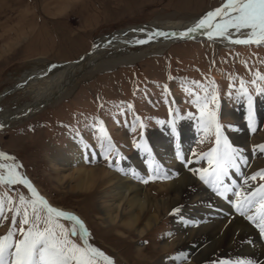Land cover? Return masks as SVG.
<instances>
[{
	"label": "rangeland",
	"instance_id": "374dc122",
	"mask_svg": "<svg viewBox=\"0 0 264 264\" xmlns=\"http://www.w3.org/2000/svg\"><path fill=\"white\" fill-rule=\"evenodd\" d=\"M223 1L0 0V91L13 86L25 73L49 67L48 63L65 65L76 60L101 36L144 24L159 27L166 21L187 22ZM208 32L205 30L201 39L180 40L161 48H106L97 60L103 58L104 63L118 58L123 63L104 71L93 64L97 60L77 67L51 89L62 88L56 99L0 128V153L5 154L0 156V164L15 167L51 206L74 212L86 233L76 225L77 235H71L74 222L59 218L69 230V239L81 247L87 241L112 264L168 263L177 250L174 224L181 222L176 218L185 203L161 210L159 221L145 236L135 231L121 234L104 221L96 194L92 197L68 191L65 180L58 179L63 172L56 169L61 167L53 164L50 153L53 148L66 150L74 138L85 156H95L89 152L99 151V157L86 160V169L111 168L114 161L123 164L137 151L146 153L145 148L161 133L167 137L176 132L180 137L175 141L181 138L186 144L185 138L194 128L198 133L189 139L185 157L189 167L184 170L199 180L212 172L206 154L217 147V126L222 143L227 140L238 160L240 155L260 150L264 146V42L228 46L217 36L209 38ZM241 32L234 29L229 33ZM31 96L33 92L21 90L6 95L0 100V116L30 102ZM250 158L254 175L264 171V152L253 153ZM0 173L7 174V168ZM175 177L154 170L131 182L142 184L153 194L159 190L158 184H164L160 196H165L168 191H177L166 185ZM255 182L260 186L264 179L257 175ZM21 196L25 203L20 202ZM33 200L22 183L0 184L4 209L0 237L13 232V245L23 238L20 229L31 227ZM37 207L43 213V207ZM25 210L29 224L22 223ZM184 214L192 219L189 212ZM165 245L171 248L165 251ZM12 252L14 246L6 256L8 261ZM97 264L106 262L98 258Z\"/></svg>",
	"mask_w": 264,
	"mask_h": 264
},
{
	"label": "bare ground",
	"instance_id": "6f19581e",
	"mask_svg": "<svg viewBox=\"0 0 264 264\" xmlns=\"http://www.w3.org/2000/svg\"><path fill=\"white\" fill-rule=\"evenodd\" d=\"M227 18L223 15L217 17L213 24L223 22ZM198 22L199 20L193 18L187 22L166 21L159 27L142 25L130 28L123 34L119 33L116 37L139 41L137 45L141 47L161 48L180 40L203 38L205 30L214 31L205 27L188 32ZM233 30L228 29L227 35L217 36V40L228 46L234 45L237 43L233 41L247 39L251 31L242 29L240 34L229 33ZM98 48L95 47L82 58L65 65L53 66L55 63H48L49 67L23 74L13 87L21 80L18 90L33 92L31 101L19 106L12 113L6 112L0 116V128L31 115L56 99L62 88L59 87L56 93L50 92L51 89L62 77L72 75L77 67L92 64L97 60L102 51ZM197 133L198 130L191 128V132L185 138V145L181 138L179 142L175 141L179 136L176 132L168 134L167 137L161 133L158 136L160 139L151 141L145 148L146 153L137 151L128 161L123 162L121 159L123 164L114 161L111 168L86 169V160L93 159L94 156H85L84 149L74 138L67 143L66 150L53 148L50 159L54 165H60L61 168L56 170L62 171L63 177L60 176L58 179L65 180L70 189L68 191H77L76 193L92 197L96 194L98 202L100 198L99 209L104 215V221L117 227L121 234L135 231L140 237L147 235L149 229L154 228L159 221L161 210H172L179 202H184L183 212L176 218L181 222L176 220L174 224L178 236L175 245L177 250L175 254L169 256L168 263L161 264H264V232L258 226L259 195L251 207L243 199L261 187L251 179L255 171L250 163L251 155L261 151L253 150L254 152H249L247 156V150L244 149L246 156L240 155L239 160L235 157L236 166L229 167L228 175L222 178L223 183L206 182L213 180L212 172L208 173L205 179L197 180L190 172L184 170L189 167V161H185L189 139ZM240 135L238 134V137ZM89 153L97 156L96 150ZM154 170L163 175H176L174 180L166 185L172 190L176 188L177 191L169 193L167 190V195L160 196L165 190L164 184H158L160 188L153 194L142 184L131 182L140 175H147V171ZM184 186L190 190H185ZM225 188L230 190L226 191ZM238 205L241 206V211L237 210ZM188 212L192 219L184 214ZM249 216H255L256 219L251 220ZM170 248V245H165L164 249L166 251Z\"/></svg>",
	"mask_w": 264,
	"mask_h": 264
},
{
	"label": "snow or ice",
	"instance_id": "6c2138e0",
	"mask_svg": "<svg viewBox=\"0 0 264 264\" xmlns=\"http://www.w3.org/2000/svg\"><path fill=\"white\" fill-rule=\"evenodd\" d=\"M222 15L228 18L224 19L223 22L213 24V20ZM205 27L214 30L208 32L209 38H212L213 35L226 36L228 29H235L237 32L242 29H250V35L247 39H236L233 42L258 44L264 42V0H227V3L221 8L208 12L188 32H195L197 29ZM140 42L143 43L145 41ZM249 102L251 103L250 98ZM216 145L217 147H214L206 154L208 163L212 166L211 175L213 177L212 181L206 182L214 184L223 183L222 178L228 175L229 167L236 166L235 156L237 154L236 150L227 143V140H223L222 143L219 126L216 129ZM260 151L264 152V146H260ZM4 155L0 153V156ZM5 168H7V174L0 173V184H25L36 199L31 202V227L27 230L20 229L23 238L16 241L13 245V232L9 231L7 235L0 237V264H97L98 258H102L106 264H112V261L102 251L89 247L87 241H84L85 246L81 247L69 239V230L59 223V218L74 222L71 235L75 236L77 235L76 225L84 229L82 222L76 216L49 206L32 185L16 173L15 167L0 164V169ZM204 172L207 173L208 170L205 169ZM257 175L264 179V171L257 173ZM257 175H253L251 179L256 180ZM201 179H205V176L201 175ZM225 190L228 191L230 189L225 188ZM257 195H259L260 203L258 226L264 232V185H261L257 192H252L243 197V199L251 207L256 201ZM20 202L25 203L23 196L20 197ZM37 205L43 207V213ZM237 210H242L240 205L237 206ZM3 211V204L0 202V216H3ZM249 219L255 220L256 217L249 216ZM22 223H30L27 210L24 211ZM84 231L86 233V229ZM13 246L14 252L11 253V261H8L6 256L9 254V249H12Z\"/></svg>",
	"mask_w": 264,
	"mask_h": 264
},
{
	"label": "water",
	"instance_id": "95a60500",
	"mask_svg": "<svg viewBox=\"0 0 264 264\" xmlns=\"http://www.w3.org/2000/svg\"><path fill=\"white\" fill-rule=\"evenodd\" d=\"M225 3H227V0L223 1L219 6L213 8V9L215 10L217 8H221ZM204 17H205V13L196 16L195 19L196 20H200V19H202ZM144 25H148V24H144ZM130 28L131 27H127V28H124V29H119V30H122V31L116 30L114 32H111L108 35L101 36L100 38H98L94 42V44L91 46V48L87 52H84V53L80 54L78 56V59L82 58L84 55H86L87 53L91 52V50H93L95 47L96 48L99 47L98 49H102V51H103L106 48H114L115 49L117 47H120L122 50H124L126 47L137 46L139 41L125 40V39H121V37H116V35L119 36V33L123 34L127 30H129ZM109 57H110L109 59H112L113 54L112 53L109 54ZM115 58H117V57H115ZM106 60H108V59H106ZM101 62H103V58L100 61L97 60V61H95L93 63V64H95V66L97 65L96 68L98 67L99 68L98 70H109L110 68H112L111 65H114V64H117V63H121V64L123 63V62H121V60H118V58L110 60V61H107V62H104V63H101ZM117 65H120V64H117ZM20 86H21V80H20L19 83L17 82L16 86H14V87L11 86L10 89H8V90L7 89H3L2 91H0L1 99L4 98L6 95H9V94L17 91L20 88ZM64 212H67V211H64ZM67 213H70V212H67ZM70 214H72V213H70Z\"/></svg>",
	"mask_w": 264,
	"mask_h": 264
}]
</instances>
